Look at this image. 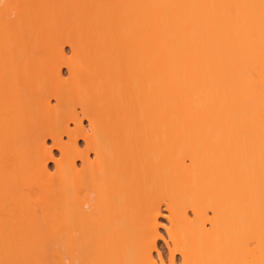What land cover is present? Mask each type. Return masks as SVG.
<instances>
[{
  "label": "bare ground",
  "instance_id": "obj_1",
  "mask_svg": "<svg viewBox=\"0 0 264 264\" xmlns=\"http://www.w3.org/2000/svg\"><path fill=\"white\" fill-rule=\"evenodd\" d=\"M20 263L264 264V0H0Z\"/></svg>",
  "mask_w": 264,
  "mask_h": 264
},
{
  "label": "snow or ice",
  "instance_id": "obj_2",
  "mask_svg": "<svg viewBox=\"0 0 264 264\" xmlns=\"http://www.w3.org/2000/svg\"><path fill=\"white\" fill-rule=\"evenodd\" d=\"M53 147H55V145H53ZM159 215H160V213H157V216H159ZM152 231H153V232H156V234H157V235H159V232H157V230H156V228H155V227H153V228H152ZM159 231H161V232H162V231H163V229L161 228ZM170 232H171V229H169V233H170Z\"/></svg>",
  "mask_w": 264,
  "mask_h": 264
},
{
  "label": "rangeland",
  "instance_id": "obj_3",
  "mask_svg": "<svg viewBox=\"0 0 264 264\" xmlns=\"http://www.w3.org/2000/svg\"><path fill=\"white\" fill-rule=\"evenodd\" d=\"M41 46H42V48H44V47H45V46H44V44H42ZM66 48H67V50H69V48H68V47H66ZM64 71H65V70H64ZM49 141H50V142H49ZM48 142H49V144H50V143H51V140H48ZM163 221H165V219H163ZM24 262H25V261H22L21 263H24ZM21 263H20V264H21Z\"/></svg>",
  "mask_w": 264,
  "mask_h": 264
}]
</instances>
